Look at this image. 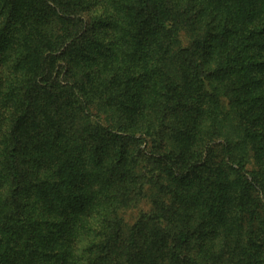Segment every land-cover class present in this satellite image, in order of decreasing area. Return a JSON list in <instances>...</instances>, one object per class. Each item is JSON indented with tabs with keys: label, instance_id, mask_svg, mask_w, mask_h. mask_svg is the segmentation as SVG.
I'll return each mask as SVG.
<instances>
[{
	"label": "trees",
	"instance_id": "1",
	"mask_svg": "<svg viewBox=\"0 0 264 264\" xmlns=\"http://www.w3.org/2000/svg\"><path fill=\"white\" fill-rule=\"evenodd\" d=\"M80 2L0 0V264H264V0Z\"/></svg>",
	"mask_w": 264,
	"mask_h": 264
},
{
	"label": "rangeland",
	"instance_id": "2",
	"mask_svg": "<svg viewBox=\"0 0 264 264\" xmlns=\"http://www.w3.org/2000/svg\"><path fill=\"white\" fill-rule=\"evenodd\" d=\"M71 1H78L79 3H81L80 2V0H70V2ZM82 5V4H81ZM208 106V104L206 103V104H204V107H207ZM69 107V106H68ZM253 133H255V134H257L255 131L253 132ZM260 136V140L257 142V144H255L254 145V148H256L257 149V151L260 153V154H262V155H264V131H263V133L261 134V135H259ZM206 143H210V139H209V136H207L206 138ZM252 139V138H251ZM255 140H256V138H255ZM218 141V140H217ZM244 142V141H243ZM244 146H247V144H246V142H244V143H242V145H241V147H244ZM214 150H215V148H214ZM255 151V150H254ZM214 152V151H213ZM215 152H219V153H217L218 155H220V153L221 154H224V150L223 151H219V149L217 148L216 149V151ZM214 152V153H215ZM238 152V150H236V153ZM216 154V153H215ZM217 154L214 156V159L216 160V162L215 163H217V165L214 167V168H216V172L217 173H220V176L222 177V178H224L225 179V184H224V186L222 187V185L220 186V188H221V193L218 195V197H220V200H222L223 202H221V201H218V203H217V206H220L221 207V212L220 213H222L223 215H228L229 213H230V204H232L234 201V199H233V197H234V195L236 194V191H237V180L236 179H234V177L228 172V171H226V168H225V166H224V160L225 159H223L222 157L221 158H219L218 156H217ZM226 161V160H225ZM254 161H255V164H254V166L256 167V165H260L261 164V157L260 156H256L255 157V159H254ZM212 174V173H211ZM212 175H214V174H212ZM210 186L212 187V189H214V191H216L217 189H216V185L213 183V182H211L210 183ZM149 207V205L148 204H146L145 206H144V208H148ZM260 215H262V214H259V216ZM213 217H215L216 218V215H213ZM264 216L262 215V217L261 218H263ZM226 218V217H225ZM225 218L223 219V220H221V221H219V219L218 218H216L217 220L216 221H219V223H222L221 224V226L219 225V226H217V228L219 227H223V225L225 224V222H226V220H225ZM227 226H225V227H223L224 229L226 228ZM216 228V227H215ZM201 230H204V227H202L201 228ZM223 234V233H222ZM225 237L223 236V239H224ZM203 246H202V250H200V252L201 253H203V252H205V248H206V244L205 243H203L202 244ZM214 251H216L215 249H214ZM208 252V251H207Z\"/></svg>",
	"mask_w": 264,
	"mask_h": 264
}]
</instances>
